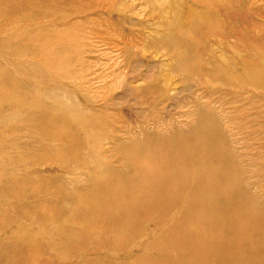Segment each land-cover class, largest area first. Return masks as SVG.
<instances>
[{
  "label": "rangeland",
  "instance_id": "374dc122",
  "mask_svg": "<svg viewBox=\"0 0 264 264\" xmlns=\"http://www.w3.org/2000/svg\"><path fill=\"white\" fill-rule=\"evenodd\" d=\"M0 264H264V0H0Z\"/></svg>",
  "mask_w": 264,
  "mask_h": 264
}]
</instances>
